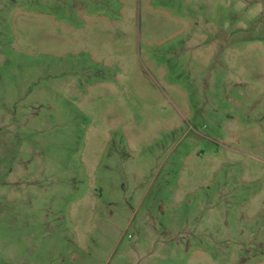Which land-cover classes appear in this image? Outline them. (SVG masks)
I'll return each mask as SVG.
<instances>
[{"label":"rangeland","instance_id":"obj_1","mask_svg":"<svg viewBox=\"0 0 264 264\" xmlns=\"http://www.w3.org/2000/svg\"><path fill=\"white\" fill-rule=\"evenodd\" d=\"M0 264H264V0H0Z\"/></svg>","mask_w":264,"mask_h":264}]
</instances>
